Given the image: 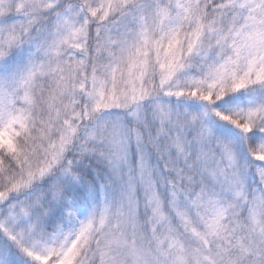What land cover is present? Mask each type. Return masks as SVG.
I'll return each instance as SVG.
<instances>
[{
	"label": "snow or ice",
	"instance_id": "1",
	"mask_svg": "<svg viewBox=\"0 0 264 264\" xmlns=\"http://www.w3.org/2000/svg\"><path fill=\"white\" fill-rule=\"evenodd\" d=\"M0 264H264V0H0Z\"/></svg>",
	"mask_w": 264,
	"mask_h": 264
}]
</instances>
